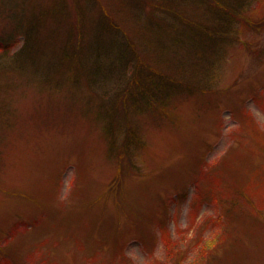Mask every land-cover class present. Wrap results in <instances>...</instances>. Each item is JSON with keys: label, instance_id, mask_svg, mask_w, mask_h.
I'll list each match as a JSON object with an SVG mask.
<instances>
[{"label": "rangeland", "instance_id": "374dc122", "mask_svg": "<svg viewBox=\"0 0 264 264\" xmlns=\"http://www.w3.org/2000/svg\"><path fill=\"white\" fill-rule=\"evenodd\" d=\"M223 1L0 0V264H264V0Z\"/></svg>", "mask_w": 264, "mask_h": 264}, {"label": "trees", "instance_id": "16d2710c", "mask_svg": "<svg viewBox=\"0 0 264 264\" xmlns=\"http://www.w3.org/2000/svg\"><path fill=\"white\" fill-rule=\"evenodd\" d=\"M213 4H211V2ZM207 4L215 7L218 11L220 12H216L218 13L219 15H222L223 17L225 18H228L229 20H236V14L239 12L238 10L234 9L233 7L227 5L224 3L223 0H207ZM22 7L23 6H19V7H16L14 8V10L18 11V9H20L22 11ZM23 12V11H22ZM16 14V13H14ZM13 16L15 18H18L17 15H14ZM23 15H24V20H22L21 18H18L16 20V26H15V29L17 30V34L15 33L14 35L10 34L8 36L5 35V37H1L0 38V51L2 53H5L6 50H10L12 47L15 46V44L17 43V40L19 41V36L21 37L22 35L23 36H26L28 34L27 32V29H24L23 31L20 29V25H23V22L26 20V16H27V12H23ZM235 17V18H234ZM185 22V21H184ZM207 33L210 35L211 39L210 40H206V41H209V47H211V41H217L216 39V35L218 34L219 36H221L223 33L222 32H217V30H215V32H212V30H206ZM152 32H154L152 30ZM14 33V32H13ZM184 33V32H183ZM185 35H187V33H184ZM190 36L192 39H194L195 35L190 33ZM185 40V38H183L182 40V43L183 41ZM181 41V40H179ZM185 43H191V42H187V40H185ZM144 81V84H145V87L142 86V83ZM141 80L138 76V74L136 73V77H135V80H134V87H135V90L136 92L133 93L132 92V100L135 101L134 103H139V98H140V93L143 92L142 94L144 95H148V96H153V95H157V93L161 92L162 88L161 87H169L168 83H166L162 78H159V77H149L148 79H144V80ZM164 85V86H163ZM139 87H142L143 89H139ZM147 87V88H146ZM149 87V88H148ZM151 87V88H150ZM155 88V89H154ZM158 88V89H157ZM150 89H152V93L153 94H150L149 91ZM159 90V91H158ZM105 115V113H103V116ZM111 121L113 119V116H111ZM107 129H109V124H108V127Z\"/></svg>", "mask_w": 264, "mask_h": 264}]
</instances>
